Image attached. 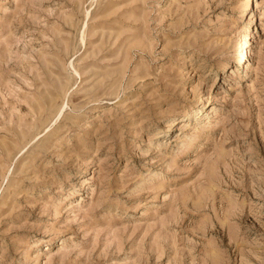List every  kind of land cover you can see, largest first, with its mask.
Listing matches in <instances>:
<instances>
[{
    "label": "rangeland",
    "instance_id": "374dc122",
    "mask_svg": "<svg viewBox=\"0 0 264 264\" xmlns=\"http://www.w3.org/2000/svg\"><path fill=\"white\" fill-rule=\"evenodd\" d=\"M0 264H264V0H0Z\"/></svg>",
    "mask_w": 264,
    "mask_h": 264
},
{
    "label": "bare ground",
    "instance_id": "6f19581e",
    "mask_svg": "<svg viewBox=\"0 0 264 264\" xmlns=\"http://www.w3.org/2000/svg\"><path fill=\"white\" fill-rule=\"evenodd\" d=\"M246 41H247V38H246ZM246 41H245V45H244V47L247 46V42H248V41H247V42H246ZM243 54H246V52L244 51ZM240 64H241V63H240ZM248 65H249V64H248Z\"/></svg>",
    "mask_w": 264,
    "mask_h": 264
}]
</instances>
